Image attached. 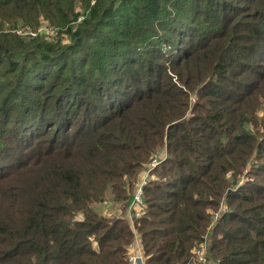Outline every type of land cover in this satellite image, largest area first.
<instances>
[{
  "label": "trees",
  "instance_id": "trees-1",
  "mask_svg": "<svg viewBox=\"0 0 264 264\" xmlns=\"http://www.w3.org/2000/svg\"><path fill=\"white\" fill-rule=\"evenodd\" d=\"M136 231L264 264V0H0V264H129Z\"/></svg>",
  "mask_w": 264,
  "mask_h": 264
},
{
  "label": "built area",
  "instance_id": "built-area-1",
  "mask_svg": "<svg viewBox=\"0 0 264 264\" xmlns=\"http://www.w3.org/2000/svg\"><path fill=\"white\" fill-rule=\"evenodd\" d=\"M38 32H42V33H45V35L50 36L48 34V29L44 26L39 27L37 30H34L32 28L29 31H27V33H30L33 35H36ZM193 100H195V98H193ZM161 152H164V150ZM158 154L149 162V164H147L148 169L150 171L161 161V158L159 157ZM147 183H148V176L145 177L142 181H140L134 186L133 199L128 209V218L131 221V223H133L134 216L136 214H139L138 207L143 205L145 186L147 185ZM134 206L137 208L135 209ZM218 215L219 213L215 212L214 214H212V218L214 219ZM194 254H195L196 260H198L200 264H211V260L208 258V255H207V248L205 244H201L198 247H195ZM127 256H128L129 264H146V256L143 252L142 238L138 232L135 235V239L129 248Z\"/></svg>",
  "mask_w": 264,
  "mask_h": 264
},
{
  "label": "rangeland",
  "instance_id": "rangeland-1",
  "mask_svg": "<svg viewBox=\"0 0 264 264\" xmlns=\"http://www.w3.org/2000/svg\"><path fill=\"white\" fill-rule=\"evenodd\" d=\"M41 26H44V27H46V28L48 29V34H49L50 36H56V35L59 33V31H60L58 28H55L54 26L50 25L48 22H43V23H41V24L37 27V29H38L39 27H41ZM30 29H32L31 26H26V25H25V26H21V29H20L19 32L24 33V34H25V33L27 34V31H29ZM37 29H34V30H37ZM193 98H194V97H192V100H193ZM163 150H164V152H160V153L158 154L159 157H160L161 159H162V158L165 156V154H166V151H167L166 147H165ZM161 154H162V155H161ZM249 166H250V165H249ZM249 166H248V168H245V169H244L243 175L239 177L240 182H243V181H245L246 179L250 178L251 175L247 172L248 169H249ZM144 169H145V170L147 171V173H148V182H149L150 179H151L152 177H154V176L152 175V172L148 169V165H147ZM121 207H122V204H121V203H109L108 205L105 206L104 211H105V212H108V213L118 214V213H120ZM226 207H227V206H226L225 202L221 204L219 210L216 211V212L219 213V215H218L217 217H215L214 219L212 218V219H213V221H212V226L214 225V223H215V222L218 220V218L220 217V213L222 212V210L226 209ZM143 208H144V199H143V205L138 207V211H139V213L142 212ZM133 210H134V209H133ZM141 238H142V237H141ZM204 244L206 245V248H208V242H206V243H204ZM208 253H209V252H208ZM211 264H219V263H218L217 261L212 260V261H211Z\"/></svg>",
  "mask_w": 264,
  "mask_h": 264
},
{
  "label": "crops",
  "instance_id": "crops-1",
  "mask_svg": "<svg viewBox=\"0 0 264 264\" xmlns=\"http://www.w3.org/2000/svg\"><path fill=\"white\" fill-rule=\"evenodd\" d=\"M147 176H148V173L146 172V170L145 169H142L140 171L139 175H138V180H137L136 184L139 183L140 181H142ZM134 208L136 209L137 207L134 206ZM136 234H137V232L135 233V235Z\"/></svg>",
  "mask_w": 264,
  "mask_h": 264
}]
</instances>
